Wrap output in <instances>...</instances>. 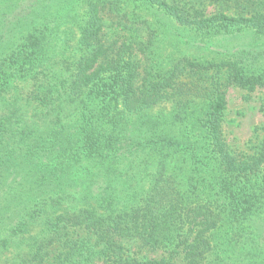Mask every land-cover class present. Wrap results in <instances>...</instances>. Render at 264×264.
Masks as SVG:
<instances>
[{"label": "trees", "instance_id": "trees-1", "mask_svg": "<svg viewBox=\"0 0 264 264\" xmlns=\"http://www.w3.org/2000/svg\"><path fill=\"white\" fill-rule=\"evenodd\" d=\"M232 85L264 88V0H0V264H264Z\"/></svg>", "mask_w": 264, "mask_h": 264}, {"label": "rangeland", "instance_id": "rangeland-1", "mask_svg": "<svg viewBox=\"0 0 264 264\" xmlns=\"http://www.w3.org/2000/svg\"><path fill=\"white\" fill-rule=\"evenodd\" d=\"M207 53L209 50L204 48L202 54ZM263 133L264 88L249 91L232 85L229 88L228 106L224 113V134L231 149L237 152H249L251 144L255 143ZM158 252L149 251L146 255L158 256Z\"/></svg>", "mask_w": 264, "mask_h": 264}]
</instances>
